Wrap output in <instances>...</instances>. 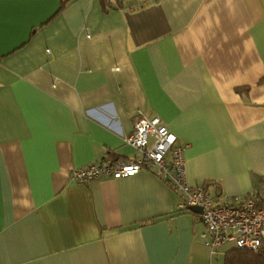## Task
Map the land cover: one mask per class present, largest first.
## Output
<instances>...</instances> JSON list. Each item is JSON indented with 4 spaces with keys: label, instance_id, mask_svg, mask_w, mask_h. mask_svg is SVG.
I'll list each match as a JSON object with an SVG mask.
<instances>
[{
    "label": "crops",
    "instance_id": "obj_1",
    "mask_svg": "<svg viewBox=\"0 0 264 264\" xmlns=\"http://www.w3.org/2000/svg\"><path fill=\"white\" fill-rule=\"evenodd\" d=\"M121 2L0 0V264H223L153 174L72 180L142 116L189 185L264 205V0Z\"/></svg>",
    "mask_w": 264,
    "mask_h": 264
},
{
    "label": "built area",
    "instance_id": "obj_2",
    "mask_svg": "<svg viewBox=\"0 0 264 264\" xmlns=\"http://www.w3.org/2000/svg\"><path fill=\"white\" fill-rule=\"evenodd\" d=\"M123 142L135 151L134 159H102L74 169L72 180L84 184L101 178H130L147 171L176 194L179 212L189 207L201 209L197 216L205 230L200 237L212 254L226 244L264 252V207L258 203L257 196L250 195L235 205L215 203L201 186L189 185L183 155L185 147L176 145V136L159 117L136 118L132 132Z\"/></svg>",
    "mask_w": 264,
    "mask_h": 264
},
{
    "label": "trees",
    "instance_id": "obj_3",
    "mask_svg": "<svg viewBox=\"0 0 264 264\" xmlns=\"http://www.w3.org/2000/svg\"><path fill=\"white\" fill-rule=\"evenodd\" d=\"M99 2L104 12L115 11L122 7L121 0H99ZM223 264H264V252L234 248L225 254Z\"/></svg>",
    "mask_w": 264,
    "mask_h": 264
},
{
    "label": "water",
    "instance_id": "obj_4",
    "mask_svg": "<svg viewBox=\"0 0 264 264\" xmlns=\"http://www.w3.org/2000/svg\"><path fill=\"white\" fill-rule=\"evenodd\" d=\"M188 210L195 213V214L201 213V209L199 207H189Z\"/></svg>",
    "mask_w": 264,
    "mask_h": 264
},
{
    "label": "rangeland",
    "instance_id": "obj_5",
    "mask_svg": "<svg viewBox=\"0 0 264 264\" xmlns=\"http://www.w3.org/2000/svg\"><path fill=\"white\" fill-rule=\"evenodd\" d=\"M264 206V205H263Z\"/></svg>",
    "mask_w": 264,
    "mask_h": 264
}]
</instances>
